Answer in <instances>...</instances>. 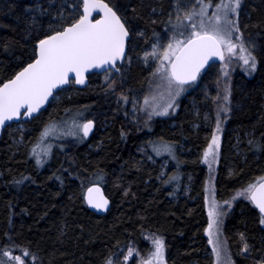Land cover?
<instances>
[{"label": "trees", "instance_id": "trees-1", "mask_svg": "<svg viewBox=\"0 0 264 264\" xmlns=\"http://www.w3.org/2000/svg\"><path fill=\"white\" fill-rule=\"evenodd\" d=\"M37 2L44 8L53 5L42 14L41 23L57 22L53 13L63 0H0V82L31 53L30 37L25 33L31 10L26 5ZM116 2L133 14L136 28L132 62L125 63L123 80L116 77V81L126 94L140 92L149 76L140 53L154 42V34H170L165 25L175 0ZM239 20L244 35L257 45L259 68L253 77L235 76L233 111L226 120L212 173V186L220 201H227L235 189L264 173V0H242ZM4 42L11 47L5 50ZM206 73L202 80L208 77ZM100 77L92 75L85 90L71 85L68 89L74 93L69 95L68 89L60 92L58 102L24 123L29 132L22 146L15 145L18 135L9 136L8 130L0 138V252L10 237L36 253L37 261L32 264H105V258H114L129 247L147 255L152 235L159 234L165 239L169 264H213L204 230L209 168L202 159L211 131L194 130L196 119L184 100L175 116L154 120L150 127L139 130L124 118L116 98L106 94ZM77 111L82 117H97V129L86 142L67 134L63 123L41 136L50 120L67 122ZM250 136L257 137L261 147L250 144ZM158 138L171 142L174 153L157 154L150 141ZM49 144L46 163L37 164L36 155L31 154L33 145L37 154L40 146ZM142 145L156 165L139 153ZM181 145L187 150L184 154ZM164 160L171 168L162 178ZM21 175L27 179L17 183ZM189 179L191 193L185 197ZM92 183L103 186L111 200L105 216L96 215L86 205L85 189ZM223 234L236 264H256L264 254V224L259 223L258 211L248 200L234 204ZM245 238L248 249L243 247Z\"/></svg>", "mask_w": 264, "mask_h": 264}, {"label": "snow or ice", "instance_id": "snow-or-ice-1", "mask_svg": "<svg viewBox=\"0 0 264 264\" xmlns=\"http://www.w3.org/2000/svg\"><path fill=\"white\" fill-rule=\"evenodd\" d=\"M52 7L50 3L48 8H44L40 2L26 5L31 10V18L25 26V33L30 37L32 50L27 60L21 62L22 66L0 82V128L15 117L38 113L41 105L54 93L60 92L61 86L68 87L71 80L84 84L89 69H103L107 87L114 89L116 77L123 80L125 66L121 62H132L130 53L135 47V20L123 3L116 0H63L61 5L55 6L57 11L53 13L57 22L42 24V14ZM241 8L242 0H175L168 14L169 23L165 25L170 35L161 37L154 34V42L140 53L143 63L147 64L151 59L154 64L150 74L154 86L143 96L144 102L139 108V102L132 104L137 111L144 109L145 120H151L155 114H167L179 107L178 97L197 82L201 70L213 57L223 61L216 77L217 91L215 95L208 93L207 96L215 111L204 112L205 121L212 122V131L202 152V159L209 168L208 192L205 195L208 223L204 230L212 246L214 264H236L222 233L223 218L236 197H245L255 205L259 223L264 224V173L235 189L227 201L217 200L212 186L213 165L219 157L223 123L233 111L231 66L239 64L251 74L259 63L257 45L244 35L240 27ZM2 47L7 50L11 43L4 42ZM119 95L128 99L123 91ZM81 117L77 111L67 122L50 120L42 129L41 136L63 123L67 134L83 138L91 131L94 121ZM133 119H136L135 115ZM257 140V137L250 136L249 143L259 148L261 143ZM150 143L157 154L174 153L173 144L163 138ZM35 147L33 145L31 154L36 155L37 164H42L47 157L36 154ZM44 151L50 155L51 144ZM25 179L27 177L21 175L17 183ZM85 196L87 203L97 209H106L109 205V198L103 194L99 183L90 184L85 189ZM9 240L10 243L5 244L3 252H0V264H32L37 261L35 252L17 245L10 237ZM150 244L148 260L145 262L141 258V264H169L164 237L153 234ZM243 247H250L246 238ZM127 251L130 255L134 249L129 247ZM26 256H30V260ZM127 258L126 255L124 259ZM105 264L120 262L109 256L105 258ZM256 264H264V254Z\"/></svg>", "mask_w": 264, "mask_h": 264}, {"label": "rangeland", "instance_id": "rangeland-1", "mask_svg": "<svg viewBox=\"0 0 264 264\" xmlns=\"http://www.w3.org/2000/svg\"><path fill=\"white\" fill-rule=\"evenodd\" d=\"M211 11H212V9L209 8V12H211ZM166 35H170V34L167 33L165 35H160V36L165 37ZM147 48H145L144 50H146ZM140 58H141V62H142L143 57L141 56ZM142 64L144 65L145 68L148 69V72H149L147 85H146L145 89L141 90L140 92H133L130 94L125 93V95L128 97L127 100L121 98L119 95V93L122 91V89H121L122 87L119 86L118 81H116V87L114 89H112V88L107 87L108 82L105 81V79H104L106 73L101 75V77H100V83H102L104 85V88H106L105 89L107 91L106 94L108 96L115 97L118 105L120 103L121 109L123 112L122 115H124V118L128 119V122L130 121V123H132L133 125H137L139 130L146 129L147 126L149 124H151L154 120H164V119H168L170 117L175 116L177 114V112L180 111V109L182 108L181 102H182V100H184V103L188 104L189 108H191L192 116L196 119V122L193 126L194 130L197 131L199 129L204 128L205 130L212 131V122L211 121H208V122L205 121L204 112L209 111L210 113H214V111H215L214 104L212 103V101L210 99L207 98V96H208V93L215 95V93L217 91L216 77H217V75L220 74V65L219 66H212L208 70V72L206 73V74H208V77L206 76V78H203V80L200 79L196 84H194L193 86L186 89L183 93H181V95L178 97L179 107L175 108L174 110H170L169 113H167V114H155L152 116L151 120H145L144 109L140 108L139 111H137V109H134L132 107V104L134 102H139L138 103V108H139V106L142 105L144 102L143 96L145 94L149 93L151 88L154 86L153 77L150 75L152 73V69L154 67L152 60L150 59L149 63H147V64H145L143 62H142ZM258 66H259V63H258ZM258 66H257V69L255 71H253L251 74H249L239 64L234 63L231 66L232 67V72H231V87H232V89H233L236 74L240 73V74L245 75V77H253L258 71V68H259ZM68 90H69V92H68L69 95L74 93V90H72V89H68ZM61 97L62 96L57 95L56 98L53 100V103L58 102ZM134 115L136 116L135 120L133 119ZM81 118L92 119L94 121V123H95V129L93 131V134H94L96 129H97V125H98L97 117H95V115H85ZM226 124L227 123L225 120L223 123V131L225 129ZM172 126H176V125L173 123ZM7 130H8L9 136L11 135L14 137V135H18V138L14 139V143L17 146L23 145L24 137L29 132L24 124L10 126ZM223 131H222V134H223ZM222 134H221V139H222ZM52 136L54 137L55 135L52 134ZM80 139H81V142H86L88 139H90V137H88L87 135H84L83 138L80 137ZM221 142H222V140H221ZM44 144L46 145V143H44ZM220 146H221V144H220ZM180 151L182 152V154H184L187 151L184 145L180 146ZM219 151H220V149H219ZM139 153L151 164H154V165L157 164L156 159L149 153L148 149L144 145L140 146ZM166 153L167 152H163V154H166ZM37 154H39L42 158L48 156V154L44 151V147H42V146H40L39 149H37ZM47 158L44 159V162L42 164L46 163ZM216 163L213 165V168H215ZM160 167L162 170V176L161 177L164 178L165 175L167 174V172L170 170L171 165H170L169 161L164 160ZM191 180L192 179H189L188 184L185 185V193H184L185 197L190 196V193H191L190 182H191ZM207 192H208V190H207ZM239 200H247V199L245 197H236L232 201L231 207L224 205V207H228V211L223 218L222 233H223L226 218H227L230 210L232 209L234 204ZM223 236H224V234H223ZM211 247L212 246L210 244V248ZM227 247H228V244H227ZM132 248L134 249V251L130 255L128 254V251H127L128 248H127V249L119 252L117 255H115L114 259L119 261L120 264H141V258H143V260L145 262L148 260L147 255H143L136 247H132ZM228 249H229V247H228ZM126 255L128 256V258L125 260L124 257ZM211 257L213 259V264H214V256H213L212 252H211ZM26 259L30 260V256H26Z\"/></svg>", "mask_w": 264, "mask_h": 264}, {"label": "water", "instance_id": "water-1", "mask_svg": "<svg viewBox=\"0 0 264 264\" xmlns=\"http://www.w3.org/2000/svg\"><path fill=\"white\" fill-rule=\"evenodd\" d=\"M93 15L95 16V12L93 13ZM125 62L126 61H122L121 63L125 65ZM221 63H223V61H221L219 59V57H213L210 60L209 64H206L205 67H204V69L201 70V75L198 78L197 82L199 81V79L201 78V76L206 71H208L212 66H219ZM103 74H105V71L103 69H99V68H97V69H89L88 70V79L85 81L84 84H80L78 81L71 80V83H70V85L68 87L61 86L62 90L60 92H63L65 90H67L71 85H73L75 88H77L79 90H85V89H87L90 86V77L92 75H103ZM70 79H71V76H70ZM60 92L54 93L53 96H50L49 97V100L44 105H41V109L39 110L38 113H33L31 116L15 117L11 121H6L5 122V125L2 128H0V138H2L4 132L10 126L19 125V124H22V123L32 122L33 119L37 118L42 112L46 111L50 107V105L53 103V100L56 98V96ZM94 129H95V123L93 124L91 131L87 134L88 137H91L93 135ZM100 187L103 190V194L107 196L104 187L101 186V185H100ZM85 201H86V205H87L88 209L91 212H93V213H95L96 215H99V216H105V215H107L108 212L110 211L111 207H112V203H111V200L110 199H109V205H108V207L106 209H97V208H95L94 205L88 204L87 203L86 196H85ZM253 206L257 209V207L255 205H253ZM257 211H258V209H257Z\"/></svg>", "mask_w": 264, "mask_h": 264}, {"label": "bare ground", "instance_id": "bare-ground-1", "mask_svg": "<svg viewBox=\"0 0 264 264\" xmlns=\"http://www.w3.org/2000/svg\"><path fill=\"white\" fill-rule=\"evenodd\" d=\"M126 62H127V61H126ZM126 62H125V63H126Z\"/></svg>", "mask_w": 264, "mask_h": 264}]
</instances>
